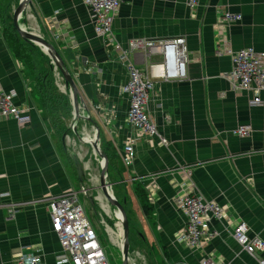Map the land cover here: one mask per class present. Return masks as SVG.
Instances as JSON below:
<instances>
[{"label": "crops", "instance_id": "0c3cea01", "mask_svg": "<svg viewBox=\"0 0 264 264\" xmlns=\"http://www.w3.org/2000/svg\"><path fill=\"white\" fill-rule=\"evenodd\" d=\"M30 1L26 29L46 38L62 57L78 90L79 106L85 107V115L100 130L99 143L102 141L112 159L110 171L115 181L120 188L132 190L140 226L129 217L125 197L120 199L131 227L132 262H264V251L252 257L233 238L236 226L244 222L249 237L264 241V92L262 105L250 106L252 93L233 91L223 77L231 69L230 57L217 53L224 42L233 51L252 47L264 53V0H199L193 11L186 0H120L112 25L119 50L136 38L186 40V77L154 81L148 112L158 136L140 132L127 122L129 100L122 88L129 77L128 61L120 59L115 47L95 37L83 0ZM18 3L0 0V16L4 11L13 15ZM223 11L239 14L241 20L226 26L220 20ZM9 38L0 24V86L15 93L17 106L30 109L31 120L25 125L0 120V264H15L21 255H39L42 264H62L64 253L51 230L49 199L78 191L82 185L73 154L84 166L86 177V163L93 157L74 135L59 139L33 93L23 63L8 44ZM159 60L139 53L129 57L144 70ZM54 77L58 87L63 80L55 69ZM61 90L65 93L64 83ZM242 125L252 128L251 135L243 139L233 135ZM83 127L84 132L92 133V126ZM129 141L135 157L130 166H124L120 157ZM89 181L95 184L87 178L88 190L96 191ZM190 192L225 209L221 220L210 219L207 224L214 235H207L208 239L194 247L174 240L183 224L176 200ZM91 195L81 197L82 204L89 205ZM102 198L96 197L100 204L93 209L109 213V225L102 223L117 249L119 224L107 202H100ZM152 245L158 258L152 256Z\"/></svg>", "mask_w": 264, "mask_h": 264}, {"label": "built area", "instance_id": "2783aa9c", "mask_svg": "<svg viewBox=\"0 0 264 264\" xmlns=\"http://www.w3.org/2000/svg\"><path fill=\"white\" fill-rule=\"evenodd\" d=\"M199 0H186V5L193 11ZM92 22L94 35L106 41L120 53V59L128 61L129 74L122 93L128 97L129 109L127 122L140 132L150 136H158L154 121L148 112L151 93L154 91V81L182 80L186 77L187 47L183 37L170 39H131L126 46L119 50L112 25L118 15L120 0H83ZM221 23L226 26L241 20V15L230 12L220 13ZM139 53L146 59L159 57V61H152L148 67L138 69L129 61L131 54ZM230 57L231 69L223 77L229 82L233 91L252 93L250 106L262 105L261 94L264 92V53L247 47L233 51L229 42H224L217 51ZM15 93L5 91L0 86V120L13 119L20 125L30 123V109L21 108L14 102ZM252 128L242 125L233 131L239 138L251 135ZM165 144V140L160 138ZM135 157L133 143L124 145L120 161L124 166H130ZM188 176V172H184ZM184 188V186H183ZM86 196V189L82 186L78 191H69L49 199L48 209L51 230L57 237L63 249L60 258L62 264H110L102 248L99 237L86 217L81 197ZM176 206L183 217L181 231L177 233L175 242L188 247L199 246L207 235L212 237L207 226L210 219L221 220L225 209L220 204L207 201L196 193H184L176 200ZM233 238L237 245L248 255L256 257L258 252L264 251V241L258 237H249L246 223L240 222L233 231ZM15 264H42L39 255H21ZM202 264H220L211 260H203ZM259 264L264 262L259 261Z\"/></svg>", "mask_w": 264, "mask_h": 264}, {"label": "water", "instance_id": "95a60500", "mask_svg": "<svg viewBox=\"0 0 264 264\" xmlns=\"http://www.w3.org/2000/svg\"><path fill=\"white\" fill-rule=\"evenodd\" d=\"M31 4L30 0H19V3L12 15V23L15 31L19 34L22 40L25 42L38 47L42 53L48 56L50 59V64L53 69L58 71L64 82L65 93H68L71 106H72V120L69 124L72 134L81 143L90 147L92 157L99 163V177L97 187H92L94 190L100 191L104 200L107 202L110 213L113 220L119 224L118 237V247L121 252L122 264H134L131 260V242L129 240V222L127 220L123 204L116 200L114 193L112 191V183L109 181V171H108V159L106 155L100 148L99 136L100 130L98 126L92 122L89 115H85V107H80V97L75 83L71 77V74L67 70L64 61L56 49L44 39L43 36L28 31L25 27V21L27 20V9ZM64 91V90H63ZM81 108V109H80ZM82 123L80 129L77 125ZM84 126L90 129L92 126V133L84 132ZM84 132V133H83ZM75 173L80 184H84L87 177L85 176V168L79 161L75 154L72 155ZM88 201L92 207L95 206V200L93 197H89Z\"/></svg>", "mask_w": 264, "mask_h": 264}, {"label": "trees", "instance_id": "16d2710c", "mask_svg": "<svg viewBox=\"0 0 264 264\" xmlns=\"http://www.w3.org/2000/svg\"><path fill=\"white\" fill-rule=\"evenodd\" d=\"M0 24L3 27L4 36L10 35L8 44L15 57L23 63L24 73L27 79L31 81L33 93L38 96L44 115L46 118L51 119L59 139L61 136L68 135V133L72 134V130L66 125L67 121L71 122L72 120L71 102L68 93H61L58 90L50 59L38 47L21 39L13 27L11 14L7 16L4 11V14L0 16ZM44 39L46 40V38ZM42 64H47V67L44 68ZM92 122L94 121L92 120ZM59 125L61 127H57ZM81 125L82 123L77 125V128L80 129ZM100 148L108 159V171H110L112 159L108 152L104 151L102 141L100 142ZM130 229L129 225V234Z\"/></svg>", "mask_w": 264, "mask_h": 264}, {"label": "rangeland", "instance_id": "374dc122", "mask_svg": "<svg viewBox=\"0 0 264 264\" xmlns=\"http://www.w3.org/2000/svg\"><path fill=\"white\" fill-rule=\"evenodd\" d=\"M43 67L46 68L47 64H44ZM53 71H54V69H53ZM62 87H63V82L58 85V90L60 92L62 91L61 90ZM61 93H63V92H61ZM86 147L88 149H90V147H88V146H86ZM86 165L89 167L88 176H87L88 180L89 179L91 181H94V179L97 180L95 182V184L90 183V181L88 183H90L91 187L92 186L97 187V185H98V177H99V172H100L99 163L94 158H91V159H89V163H86ZM109 181H110V183H112V187L111 188H112V191L116 195L115 196L117 198L116 200H118V202L121 203V200H120L121 197L122 196L125 197V199L127 200V204H128L129 217L132 220H136L137 224L140 226L136 203H135V205H132L133 198L131 197L132 190L130 189V187H127L126 189L123 188V187L120 188L119 185H118V182L115 181L114 176L112 175L111 171H109ZM85 184H86V182L83 185H80V187L83 186L86 189V195L88 193V195L90 196V193H91L92 194L91 196L95 200V205H97V203L99 205L100 204L99 200H97L96 197H99V195L101 196L100 191H91L90 192ZM103 200H104V198H102V200H100V202L103 201ZM122 204H124V203H122ZM83 207H84V210L86 212L87 219L90 221V223L92 224V227L94 228L95 232L97 233V235L99 237L100 243H101L102 248H103V250H104V252H105V254H106L107 258H108L109 263L110 264H122L121 252H120L119 248L114 249L112 247L111 238L109 237V235L106 232V227H105L104 223H102V221L104 220L106 225H109L108 221H110V220L107 218L108 217L107 215H109V213H107V215H106L102 210L99 212L98 210L93 209V207H91L90 204L88 205L87 203L83 204ZM125 214H126V212H125ZM126 217H127V215H126ZM127 220H128V218H127ZM151 247H152L151 250H152L153 258H158L159 255H158V252L156 250V247L153 246V245ZM132 250H133V247H132V243H131V249H130V254L131 255L133 253Z\"/></svg>", "mask_w": 264, "mask_h": 264}, {"label": "bare ground", "instance_id": "6f19581e", "mask_svg": "<svg viewBox=\"0 0 264 264\" xmlns=\"http://www.w3.org/2000/svg\"><path fill=\"white\" fill-rule=\"evenodd\" d=\"M62 89H63V87H62ZM87 128V127H86ZM89 133V132H88ZM68 148V147H67ZM97 176V175H96ZM95 176V177H96ZM94 181L96 182L97 180L96 179H94ZM103 206V208L105 207V205H102ZM106 210V209H105ZM109 233V232H108ZM117 235V234H116Z\"/></svg>", "mask_w": 264, "mask_h": 264}]
</instances>
